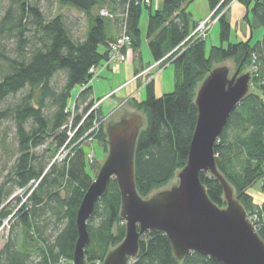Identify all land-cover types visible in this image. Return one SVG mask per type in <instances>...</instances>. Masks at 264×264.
<instances>
[{"label": "trees", "instance_id": "1", "mask_svg": "<svg viewBox=\"0 0 264 264\" xmlns=\"http://www.w3.org/2000/svg\"><path fill=\"white\" fill-rule=\"evenodd\" d=\"M6 1L0 16V124L11 121L14 150L8 151L11 161L0 185V225L12 218L13 223L0 249V264H71L77 238L75 215L99 169L93 163L94 151L93 160L87 159L88 143L81 139L103 116L99 109L90 111L95 98L88 70L106 59L123 24L132 52L139 55V17L144 3L114 1L121 8L116 15L114 7L104 8L107 0H55L60 7H73L87 16L85 35L77 39L71 36L62 14L47 19L35 0ZM191 1L162 0L153 9L144 4L148 8L146 39L151 56L154 62L163 59L161 67L173 65L175 84L172 92L157 97L152 80L145 85L143 100H130L136 110L143 112L146 122L135 147L136 190L147 198L167 186L186 164L197 120L196 91L218 63L232 59L236 65L241 64L240 73L253 68L250 86L256 91L248 92L228 117L214 146L215 162L264 241V200L256 203L248 192L257 182L264 191V0H238L246 8L251 5V18L248 10L244 18L250 28L262 27L259 40L253 44L249 39L229 42L230 23L224 12L218 19L221 44L211 46L207 54L204 39L184 42L197 25L186 11ZM231 1L208 0V4L218 14ZM94 8L104 9L111 16H101L99 10L94 14ZM113 22H119L117 34ZM182 42L183 46L178 47ZM224 42L228 43L225 47ZM144 68H136L134 73ZM58 74L63 76L59 89L52 86ZM77 86L81 90L70 108L72 91ZM22 91L17 103H7L9 96ZM104 128L100 122L89 135V144L96 141L103 154L108 148ZM44 145L50 156L38 151ZM61 149L67 150L61 165L50 164V158ZM200 180L210 200L224 207L219 180L205 173H200ZM9 182L12 185L6 187ZM16 188L24 189L26 198L13 209L9 198ZM120 208L119 189L112 180L87 221L86 262H101L123 240L125 224L119 216ZM48 225L53 230L46 234ZM130 264L222 263L197 252L176 259L167 237L149 231L140 236L138 254Z\"/></svg>", "mask_w": 264, "mask_h": 264}, {"label": "water", "instance_id": "2", "mask_svg": "<svg viewBox=\"0 0 264 264\" xmlns=\"http://www.w3.org/2000/svg\"><path fill=\"white\" fill-rule=\"evenodd\" d=\"M240 67L241 64L229 76L227 66H216L203 79L196 91L197 120L186 164L177 172L174 185L161 188L147 198L137 193L134 175L135 147L144 127L143 116L125 110L118 120L107 121L104 128L107 156L75 215L77 238L72 264H130L138 254L140 236L149 231L163 233L179 260L197 252L222 264H264V241L215 162L216 141L250 87L251 74L240 73ZM200 173L219 180L224 207L210 200ZM112 180L120 193L119 216L125 224V236L101 262H86L87 221Z\"/></svg>", "mask_w": 264, "mask_h": 264}, {"label": "rangeland", "instance_id": "3", "mask_svg": "<svg viewBox=\"0 0 264 264\" xmlns=\"http://www.w3.org/2000/svg\"><path fill=\"white\" fill-rule=\"evenodd\" d=\"M33 1V0H32ZM38 3V6L42 10L45 18L49 19L57 14H62L66 20L67 27L73 38L82 39L85 35L88 19L87 16L78 11L73 7H60L55 0H35ZM117 0H107V5L104 8L110 10L109 7H114V13L116 15L120 14V6L114 2ZM7 4L6 0H0V16L2 15L4 8ZM233 4V5H232ZM232 5V6H231ZM232 7L231 9H228ZM153 9V7H152ZM99 8H94L93 13L97 14ZM226 13L227 21L230 23V34L229 42L235 43L239 41H244L249 39L250 44L255 43L262 37L263 29L262 27H253L250 28V25L244 20V15L246 10H248V18H251V5L246 8V6L239 2L238 0L233 1L229 4L227 8L224 9ZM186 11L190 14L191 21L200 22V18L204 15H207L211 12L208 0H192L186 5ZM100 12V11H99ZM217 14V13H216ZM212 15L211 18L216 16ZM210 15V14H209ZM208 15V16H209ZM207 16V17H208ZM206 17V18H207ZM205 18V19H206ZM148 19V8L142 4L141 13L139 17V28L141 31L140 36V47L138 50V56L133 54L129 55V58L126 62H123L117 66L105 68L99 75L92 77L90 85L92 86L93 96L95 98V105L93 104L90 111L98 110L102 112V119L105 118L103 124H106L109 120H118L122 113H125V110L129 112L136 111L140 113L144 118L145 125V115L142 111L136 110L132 105L130 100L135 97L136 99L143 100L146 97V88L145 84L149 76L153 75V85H154V94L155 96H160L164 93H169L174 90L175 84V74L172 64H166L164 66L153 67L150 72L142 76L139 80H132L136 75L134 73L135 68L145 67L148 68L152 66L155 62L151 56L148 42L146 39V27ZM203 19V20H205ZM202 21V20H201ZM114 23V22H113ZM198 24V23H197ZM114 34H117L119 29V22L114 23ZM205 51L208 53L211 46H219L220 43V24L218 21L212 24L209 29L205 39ZM228 43L224 42L223 46L225 47ZM225 65L229 68V76H231L238 65L234 63L232 59H228L218 63L216 66ZM249 72L252 76L253 68L247 67L242 73ZM141 72V70H139ZM138 72V73H139ZM137 73V74H138ZM251 80V79H250ZM63 85V76L61 74L56 75L52 79V86L59 89ZM81 88L79 86L75 87L72 91V99L69 101V107L73 108V99L77 96ZM256 89L253 86L249 87L248 92H255ZM24 92H19L14 96H9L7 98V103L13 105L17 103L20 97ZM49 111V105L45 112ZM89 111V112H90ZM88 112V113H89ZM87 113V114H88ZM84 116V118L87 116ZM83 118V119H84ZM13 126L9 119L3 121L0 124V143L3 140V143L0 144V185L5 181L6 175L8 173V167L11 161V153L14 150V135H13ZM73 134V133H71ZM89 152L94 151L96 158H94L93 163L98 164L99 167L103 163L104 159L107 156V152L104 154L101 153L99 145L96 141L89 144L87 141ZM46 145L40 147L38 151H44L45 156H50V151H45ZM8 151H10L8 153ZM108 151V148H107ZM67 150L61 149L53 157L50 158V164L54 163L56 165H61L63 159L66 155ZM98 172V171H97ZM97 173H95L96 176ZM176 183V176L169 182L165 187L171 186V184ZM35 185L36 183H31ZM12 183H8L6 187H10ZM56 189V188H55ZM248 192L253 196L256 203H260L264 200V191L261 189L259 182L252 185ZM24 189H15L11 197L9 198L10 206L13 209H17L25 200ZM53 220V218H51ZM13 223V218L11 220H4L0 225V249L4 245L5 241L10 232V226ZM52 226L48 225L46 228V234L52 232ZM72 264V263H71Z\"/></svg>", "mask_w": 264, "mask_h": 264}, {"label": "built area", "instance_id": "4", "mask_svg": "<svg viewBox=\"0 0 264 264\" xmlns=\"http://www.w3.org/2000/svg\"><path fill=\"white\" fill-rule=\"evenodd\" d=\"M161 1L162 0H142V2L145 5L151 6L153 8H156ZM233 1H236V0H232L231 3ZM224 9L220 13L216 14V16L213 17V19L211 18V16L214 15L215 10L212 11L210 13V15L205 20L198 22V24L191 31V33L189 34V36L186 38V40L184 42H186V41L192 42L194 40L205 39V37H206L209 29L211 28L212 24L215 23L216 21H218L219 17L224 13V11H225ZM99 11H100L99 13L101 16H104V17H110L111 16L104 9H100ZM125 28H126V26H125V24H123L122 30L120 31V33L118 34V36L116 37L114 42L110 45L106 59L103 60L102 62H100L99 64L93 65L92 67L89 68L88 73L92 77L99 75V72H101L105 68L114 67V66H117V65L127 61V59L129 58V55L132 53V47H131L130 39L127 36V33L125 31ZM184 42H182L178 47H182ZM178 47H176L175 49H177ZM183 48H182V50H183ZM162 61H163V59L156 61L152 66H149L145 70L144 69L141 70V72L136 74L132 80H134V81L139 80L142 76L146 75V73L150 72L153 67L160 66ZM153 78H154L153 75L149 76L147 81H146V84L149 83L150 81H152ZM104 120H105V118L101 119V121H99V122L94 121L93 126L81 137V139H84L85 141H91L92 138L89 137L90 133L93 132L94 130L98 129L100 122L105 123ZM87 159L90 162L93 160L92 151L88 152ZM248 218H249V216H248ZM249 220L252 222V220L250 218H249ZM252 224H253V222H252Z\"/></svg>", "mask_w": 264, "mask_h": 264}, {"label": "crops", "instance_id": "5", "mask_svg": "<svg viewBox=\"0 0 264 264\" xmlns=\"http://www.w3.org/2000/svg\"><path fill=\"white\" fill-rule=\"evenodd\" d=\"M232 3H233V2H232ZM230 4H231V3H230ZM232 5H233V4H232ZM232 5H231V6H232ZM231 8H232V7H229L228 9H231ZM211 12H212V11H211ZM211 12H210V13H211ZM246 12H247V10H246ZM210 13H209V14H210ZM209 14H207V15H204L202 18H200V20H199V21H201V20L205 19V18H206V17H207ZM245 15H246V13H245ZM245 15H244V17H245ZM244 20H245V18H244ZM245 21H246V22L249 24V22H248L247 20H245ZM196 23H198V22H196ZM133 54H134V53H133ZM135 69H136V68H135ZM135 69H134V70H135Z\"/></svg>", "mask_w": 264, "mask_h": 264}]
</instances>
